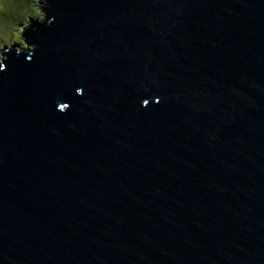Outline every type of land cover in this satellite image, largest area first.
Here are the masks:
<instances>
[{
	"label": "water",
	"instance_id": "water-1",
	"mask_svg": "<svg viewBox=\"0 0 264 264\" xmlns=\"http://www.w3.org/2000/svg\"><path fill=\"white\" fill-rule=\"evenodd\" d=\"M43 3L2 51L0 264H264V0Z\"/></svg>",
	"mask_w": 264,
	"mask_h": 264
},
{
	"label": "rangeland",
	"instance_id": "rangeland-1",
	"mask_svg": "<svg viewBox=\"0 0 264 264\" xmlns=\"http://www.w3.org/2000/svg\"><path fill=\"white\" fill-rule=\"evenodd\" d=\"M43 8V0H0V64L3 62L2 51L6 46L18 44L28 47L23 31L32 18L45 19Z\"/></svg>",
	"mask_w": 264,
	"mask_h": 264
}]
</instances>
